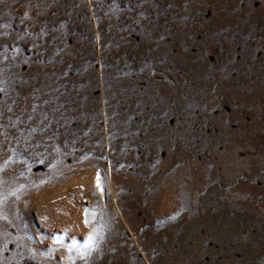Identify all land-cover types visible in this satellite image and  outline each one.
<instances>
[{
    "label": "rangeland",
    "instance_id": "374dc122",
    "mask_svg": "<svg viewBox=\"0 0 264 264\" xmlns=\"http://www.w3.org/2000/svg\"><path fill=\"white\" fill-rule=\"evenodd\" d=\"M0 264H264V0H0Z\"/></svg>",
    "mask_w": 264,
    "mask_h": 264
}]
</instances>
